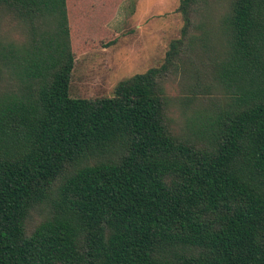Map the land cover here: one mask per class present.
<instances>
[{
	"label": "trees",
	"instance_id": "obj_1",
	"mask_svg": "<svg viewBox=\"0 0 264 264\" xmlns=\"http://www.w3.org/2000/svg\"><path fill=\"white\" fill-rule=\"evenodd\" d=\"M179 12L161 67L87 99L78 0H0L26 37L0 38V264H264V0ZM201 66L212 95L176 133L164 82Z\"/></svg>",
	"mask_w": 264,
	"mask_h": 264
},
{
	"label": "rangeland",
	"instance_id": "obj_2",
	"mask_svg": "<svg viewBox=\"0 0 264 264\" xmlns=\"http://www.w3.org/2000/svg\"><path fill=\"white\" fill-rule=\"evenodd\" d=\"M180 3L181 0H78L81 19L89 25L83 34L78 32L75 43L71 96L112 97L121 81L161 67L171 43L182 36ZM0 38L17 47L26 39L16 23L4 24ZM203 67L201 73L179 67L164 82L168 116L176 133L189 131L191 120L212 95L211 78ZM2 82L0 92L9 88V81L5 86Z\"/></svg>",
	"mask_w": 264,
	"mask_h": 264
}]
</instances>
